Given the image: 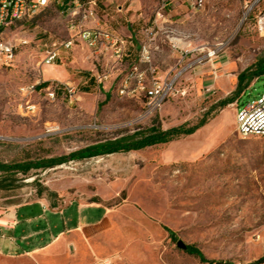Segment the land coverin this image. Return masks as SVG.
I'll use <instances>...</instances> for the list:
<instances>
[{"label":"rangeland","instance_id":"obj_1","mask_svg":"<svg viewBox=\"0 0 264 264\" xmlns=\"http://www.w3.org/2000/svg\"><path fill=\"white\" fill-rule=\"evenodd\" d=\"M83 1L88 8L89 0ZM94 1L93 16L82 25L132 41L130 56L113 65L100 85L95 76L111 67L109 54L83 46L64 59L63 67L40 65L41 45L67 37L68 14L55 5L3 34L15 59L0 66V163L30 169L0 172V216L40 202L108 207L111 230L89 249L81 242L70 247L56 264H259L264 260V138L242 139L235 126L240 103L264 93V75L249 82L253 86L239 103L226 106L220 104L233 93L225 94L222 81L214 93L205 87L211 85L212 65L235 82L264 58V36L254 23L264 2L247 12L246 4L255 0H203L197 10L187 0ZM145 42L156 77L175 82L153 114L145 113L143 99L118 92ZM208 51H216L211 61L204 59ZM39 80L75 86L77 100L69 103L62 91L54 101L41 89L30 95L22 91ZM28 105L35 106L33 112ZM205 118L206 125L194 134L169 143L36 167L98 144L140 139L151 128H190ZM3 252L0 264H55Z\"/></svg>","mask_w":264,"mask_h":264},{"label":"built area","instance_id":"obj_2","mask_svg":"<svg viewBox=\"0 0 264 264\" xmlns=\"http://www.w3.org/2000/svg\"><path fill=\"white\" fill-rule=\"evenodd\" d=\"M52 0H0V66H10L15 59V48L5 38V30L15 24L34 17L43 9L49 6ZM56 2L60 0H55ZM192 9H199L203 6V0H187ZM264 0H255L247 7L249 12L254 6H259ZM88 8L81 0H71L72 10L68 13L69 22L67 25V37L61 40H50L41 45L42 66H64L66 57L80 45H84L93 53L109 54L112 65L102 74L95 76V82L100 85L109 79L113 71V65H121L127 55V40L114 32L102 27H84L82 22L93 16L92 8L96 4L94 0L87 2ZM160 16V13H158ZM247 20V14L244 16ZM256 30L264 36V5L254 16ZM216 51H208L204 59L212 60ZM201 63V62H200ZM144 66V68L141 67ZM214 78L217 73L213 71ZM44 83L43 80L22 89L26 95L36 93L38 86ZM174 80L160 79L156 77V68L152 63L151 48L148 43L140 46L138 64L133 65L123 76L118 92L121 96L131 99H143L145 113L153 114L159 111L166 98L174 88ZM41 90L45 91L47 98L51 101L56 99L57 91H62L69 103L77 100V89L68 83L50 84ZM212 85L205 87V92L214 93ZM28 112H33L34 105H28ZM237 135L242 138H264V93L241 104L236 110ZM1 217V216H0ZM3 220L4 222L1 223ZM10 221L4 216L0 218V227H7ZM1 238H4L1 235ZM232 264H243L240 262ZM247 264V263H246ZM252 264V263H250ZM264 264V260L259 262Z\"/></svg>","mask_w":264,"mask_h":264},{"label":"crops","instance_id":"obj_3","mask_svg":"<svg viewBox=\"0 0 264 264\" xmlns=\"http://www.w3.org/2000/svg\"><path fill=\"white\" fill-rule=\"evenodd\" d=\"M133 1L131 0V3ZM131 44L132 41L127 40L125 58L130 56L129 45ZM83 46L80 45L78 48ZM212 68L217 73L214 65ZM211 75L212 78L208 83L214 90L217 81L220 80L226 88L225 94L235 91L238 83L237 78L233 82V80L227 79L229 74L217 73L216 79L213 72ZM252 86L253 83L248 85L245 83L243 91L236 97L235 103H239L242 96L246 95ZM4 217L8 218L10 223L7 227H0V253H4L3 250H5L6 254L19 256L29 254L37 256L40 262L42 258H45L55 264L67 254L70 247L77 249L81 242L89 249L91 242L108 233L113 227L112 212L102 203L69 202L59 206L42 202L30 203L9 211ZM1 235L4 238H1ZM90 251H92L91 248Z\"/></svg>","mask_w":264,"mask_h":264},{"label":"trees","instance_id":"obj_4","mask_svg":"<svg viewBox=\"0 0 264 264\" xmlns=\"http://www.w3.org/2000/svg\"><path fill=\"white\" fill-rule=\"evenodd\" d=\"M52 4L55 5L58 8V10H60L62 13L68 14L72 10L71 0H60L58 2H56L55 0H52L49 6ZM263 75H264V58L257 62L254 69H250L247 72H243L238 75L237 77L238 83H237V87L235 91L233 92V96L231 98L225 99L223 102H221L220 105L226 106L230 103L235 102L236 97H238L240 93L243 91V87L245 83L247 84L250 81H252L254 78H258ZM48 85H49L48 82H44L42 85L38 86V89L45 88ZM206 123H207V119L205 118L201 120L198 124L190 128H185L184 126H180L176 128H171L167 131H161L158 128H151L149 130V133L145 136H142L140 139L127 142L124 144L120 142H110V143L98 144L95 146L87 147L80 152L73 153L64 160H47V161L42 162L36 167L51 168V167L60 165L67 160L102 156V155H108V154H113V153H118V152H129V151H134V150H141V149H144L146 147H150L156 144L169 143V142H172L178 139L181 136H188V135L194 134L198 129L206 125ZM28 169H30V165L25 167V169H23V165L9 166V165L0 163V172H4L8 170H17V171L19 170L23 173H26ZM169 234L171 237L173 236V233L169 232ZM187 250L190 254L198 256L202 262H205L202 254L198 250H196L192 246H187ZM209 264H213V263L210 262Z\"/></svg>","mask_w":264,"mask_h":264},{"label":"water","instance_id":"obj_5","mask_svg":"<svg viewBox=\"0 0 264 264\" xmlns=\"http://www.w3.org/2000/svg\"><path fill=\"white\" fill-rule=\"evenodd\" d=\"M177 246H178L179 248H181V249H184V248H185V246L183 245V243L180 242V241L177 243Z\"/></svg>","mask_w":264,"mask_h":264},{"label":"bare ground","instance_id":"obj_6","mask_svg":"<svg viewBox=\"0 0 264 264\" xmlns=\"http://www.w3.org/2000/svg\"><path fill=\"white\" fill-rule=\"evenodd\" d=\"M245 15H246V14H245ZM245 15H244V16H245Z\"/></svg>","mask_w":264,"mask_h":264}]
</instances>
